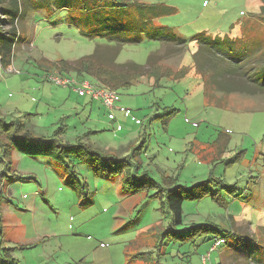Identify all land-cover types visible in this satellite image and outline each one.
I'll return each instance as SVG.
<instances>
[{"label":"rangeland","instance_id":"rangeland-1","mask_svg":"<svg viewBox=\"0 0 264 264\" xmlns=\"http://www.w3.org/2000/svg\"><path fill=\"white\" fill-rule=\"evenodd\" d=\"M95 1L71 2L87 7ZM139 1L173 6L172 14L153 23L170 28L187 47L158 62L173 73L139 76L118 88L96 74L81 77L63 67L97 48L106 57L115 52L106 36L88 33L76 5L24 7L11 64L0 65V115L12 120L29 113L27 124L35 132L55 136L63 130V141L126 157L127 165L94 170L70 154L65 168L44 156L17 150L5 155L0 148V264H264V95L207 96L191 58L197 46L192 37L201 31L243 46L264 42L260 0ZM88 18L100 21L95 13ZM152 52L162 54L165 46L140 34L137 42L121 43L113 63L144 65ZM55 69L112 88L116 104L131 111L128 117L112 111L122 130H115L116 123L105 128L87 120L88 108H70L78 92L67 98L74 88L47 79ZM96 101L104 109L95 102L93 111L107 123L109 110ZM89 128L99 130L93 134ZM209 174L219 180L210 189L220 188V199H185L179 225L163 212L157 188L134 193L136 186L128 182L142 183L144 176L158 189L190 187ZM204 223L214 224L218 233L189 229ZM232 230L246 240L226 236L210 250L216 236Z\"/></svg>","mask_w":264,"mask_h":264},{"label":"trees","instance_id":"trees-1","mask_svg":"<svg viewBox=\"0 0 264 264\" xmlns=\"http://www.w3.org/2000/svg\"><path fill=\"white\" fill-rule=\"evenodd\" d=\"M52 1L60 9L68 7L67 2L73 0H48L46 3L43 0L42 2L36 0H28V2L24 0H0V12L3 15L0 18V65L2 67L11 64L13 49L18 37H20L17 23L24 15L25 8L48 6ZM100 1L103 2L99 3ZM73 7H78L77 9L81 11L80 15L88 21L84 22L83 25L89 29L90 35H103L115 43V52L108 53L109 57H106L97 48L91 54L79 57L73 63L62 62L64 68L74 70L77 74H81L79 75L81 77L91 78L93 77L92 74H96L103 82L112 83L114 88H118L128 85L139 76L151 75L155 72V74L173 73L169 69L162 70L158 62L187 47L186 41L176 37L170 28L153 23V19L156 17L172 14L174 12L173 6L163 3H145L139 0H96L92 6L87 5L85 7L82 4ZM259 10L260 14L264 16V0H260ZM93 13L100 20L98 25L88 18L93 16ZM83 25L80 23V26ZM140 34H144L149 39L160 41L165 46V52L162 54L150 53L144 65L135 62L113 63L115 53L119 50L121 43L137 42ZM192 38L197 45L194 52L191 53L192 66L200 75L204 85V93L207 96L214 92H238L250 95L260 93L264 95V42L260 43L259 40L253 41L252 39L253 44H250V50L248 48L250 45L247 42L243 46L236 39L226 35L223 37L211 36L209 33L201 31L194 34ZM182 70L183 67L179 71ZM28 115L30 114L24 113L12 120H6L0 115V148L5 155L17 150L19 153L33 157H47L65 168H68L67 157L70 154L82 157L94 170H99L98 167L106 168L109 171L113 170L110 164H117V168L127 165L126 157L119 158L114 154L97 152L82 143L75 144L63 141L60 137L63 130L62 133H59V129L56 130L53 133H56L55 136H46L35 132L27 124ZM216 150L218 151V149ZM142 177V183L128 180L130 184L136 186L130 191L136 193L149 186L157 188L154 194L161 199L163 212L169 214L172 225L182 223V205L185 199H195L202 196L217 199L216 196L218 197L220 194V188L210 189L211 182L218 183L219 181H215L211 174L206 179L193 183L190 187L175 185L167 189H158L159 187L156 186L157 183L153 179ZM223 187L229 191L235 189L234 186L227 187L224 185ZM218 198L220 199V197ZM196 227L203 230L210 228L218 233L217 228L212 223L194 225L189 229L192 230ZM226 236H232L236 240H246L237 232L234 233V230L227 231L220 237L216 236L215 240L221 238L224 243ZM5 256H9L8 252Z\"/></svg>","mask_w":264,"mask_h":264},{"label":"built area","instance_id":"built-area-1","mask_svg":"<svg viewBox=\"0 0 264 264\" xmlns=\"http://www.w3.org/2000/svg\"><path fill=\"white\" fill-rule=\"evenodd\" d=\"M47 79H49L52 82L58 83L59 85L62 86H70L74 88L73 89L74 91L80 94L81 92L87 93L92 99H96V100L99 99V101H101L109 110V112L107 113L109 119H114V114L112 112L114 109H120L125 117L131 115V111L129 108L121 107L116 104L117 94L110 87L94 84L92 81L88 80L87 78H78L75 76L65 77L58 72H55V74L48 72ZM131 118L134 120L136 124L140 122L139 119L136 117L131 116ZM120 128L121 126L118 124L116 126V129H120ZM221 243H223V239L221 238L216 239L215 241L212 242L210 250L215 249ZM202 260H206V257H202Z\"/></svg>","mask_w":264,"mask_h":264},{"label":"crops","instance_id":"crops-1","mask_svg":"<svg viewBox=\"0 0 264 264\" xmlns=\"http://www.w3.org/2000/svg\"><path fill=\"white\" fill-rule=\"evenodd\" d=\"M54 71H57V72H60L59 70H57V69H55ZM61 71H63V70H61ZM76 74V73H75ZM78 76L79 75H81V74H77ZM96 81V80H95ZM71 93H76L74 90H68V96H67V98L71 95ZM215 93H220V92H214L213 94H211V95H214ZM73 94H72V96H73ZM77 94V96H75V99H74V102H73V104L71 105V107L70 108H74L75 110L76 109H78V107H80V106H82V109L85 111L87 108H88V112H87V120H90V121H92L93 123H102V124H105V128H112L113 127V123H116L115 122V119H116V115H115V113H114V115H115V118H114V120H110L109 118H108V116H107V118L109 119V121L107 120V123H105V119H101V116H100V114H99V111L98 110H94L93 111V107H94V104H95V102L96 103H98L99 104V106L102 108V109H104L103 107H102V105L98 102V101H96V100H93L90 96H88V95H83V94H80V93H76ZM221 94V93H220ZM210 95V96H211ZM82 97V98H81ZM85 97V98H84ZM80 99V100H79ZM80 101H82V102H80ZM116 111L117 112H119L120 110H118V109H116ZM119 113H121V112H119ZM122 114V113H121ZM119 122H117L116 123V125L117 124H119L120 126H121V124H120V122H121V120L120 119H117ZM131 120V119H130ZM36 128V126L34 125V129ZM91 133H93V134H95V133H97L98 132V130L99 129H97V128H94V129H92V128H89L88 129ZM115 130H117V131H120V130H122V126H121V128L120 129H116L115 128ZM64 134V133H63Z\"/></svg>","mask_w":264,"mask_h":264}]
</instances>
